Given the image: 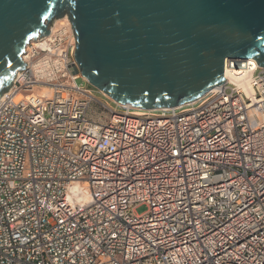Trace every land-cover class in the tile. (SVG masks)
Listing matches in <instances>:
<instances>
[{
    "label": "built area",
    "instance_id": "2783aa9c",
    "mask_svg": "<svg viewBox=\"0 0 264 264\" xmlns=\"http://www.w3.org/2000/svg\"><path fill=\"white\" fill-rule=\"evenodd\" d=\"M65 19L0 99V264H264V66L92 118Z\"/></svg>",
    "mask_w": 264,
    "mask_h": 264
},
{
    "label": "water",
    "instance_id": "95a60500",
    "mask_svg": "<svg viewBox=\"0 0 264 264\" xmlns=\"http://www.w3.org/2000/svg\"><path fill=\"white\" fill-rule=\"evenodd\" d=\"M65 14L82 78L116 105L182 106L223 84L227 61L264 66V0H0V96Z\"/></svg>",
    "mask_w": 264,
    "mask_h": 264
},
{
    "label": "bare ground",
    "instance_id": "6f19581e",
    "mask_svg": "<svg viewBox=\"0 0 264 264\" xmlns=\"http://www.w3.org/2000/svg\"><path fill=\"white\" fill-rule=\"evenodd\" d=\"M66 21L67 20L64 17H63V20L60 19V20L54 21L53 22L54 25L50 26L49 31L50 32L53 31L55 26H59L61 23L65 24ZM58 23H59V25H57ZM48 36L49 35L42 37V39L48 38ZM40 39H41V37H38L36 40H30L29 43L39 41ZM25 51H26V47L24 49V53H25ZM24 60H25V57L23 56L22 61H24ZM230 62L229 61L225 62L224 79L227 80L228 82H230L231 84L235 85L238 88V90L243 92L247 96V98L251 99L252 102H254L255 98H254L253 88H252V84H251L252 74H253L254 69L259 67V66L257 65L256 61L253 59H248V60H246L244 62H240V63L232 61V65L229 64ZM235 65H238V66H235ZM19 74H20V72L19 73L16 72V74L12 80L14 81L15 77L18 76ZM11 83H12V81H11ZM7 92H8V90L6 92L2 93V95L0 96V99L3 98Z\"/></svg>",
    "mask_w": 264,
    "mask_h": 264
},
{
    "label": "rangeland",
    "instance_id": "374dc122",
    "mask_svg": "<svg viewBox=\"0 0 264 264\" xmlns=\"http://www.w3.org/2000/svg\"><path fill=\"white\" fill-rule=\"evenodd\" d=\"M66 16H67V14H65L64 18H66ZM60 19L63 20V18H58V19L53 18V19H51L50 22H47L46 23L47 28L49 29L50 26L54 25L53 24L54 21L60 20ZM59 23L57 25H59ZM12 82H13V80H12ZM90 89L92 90V94H94L93 97L96 100L95 102L92 103V106H91V116H92V118H94L97 114H100L102 118L107 117L108 115H107V112L104 110V106L114 108L115 107V104L113 103V101L109 97H107L106 95L100 93L99 91H97L93 87L90 86ZM2 93H4V91ZM145 211H146V207L145 206H139L135 210V212L137 214H139V215L143 214Z\"/></svg>",
    "mask_w": 264,
    "mask_h": 264
}]
</instances>
